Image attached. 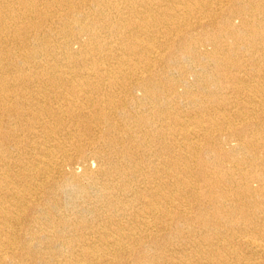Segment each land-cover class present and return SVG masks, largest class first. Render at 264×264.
I'll return each mask as SVG.
<instances>
[{
  "label": "bare ground",
  "instance_id": "bare-ground-1",
  "mask_svg": "<svg viewBox=\"0 0 264 264\" xmlns=\"http://www.w3.org/2000/svg\"><path fill=\"white\" fill-rule=\"evenodd\" d=\"M0 264H264V0H0Z\"/></svg>",
  "mask_w": 264,
  "mask_h": 264
}]
</instances>
